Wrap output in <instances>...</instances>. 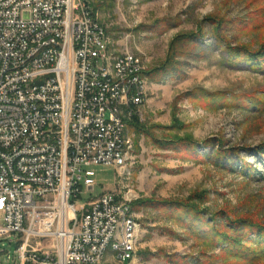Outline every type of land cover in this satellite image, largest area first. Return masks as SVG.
<instances>
[{
	"label": "rangeland",
	"instance_id": "374dc122",
	"mask_svg": "<svg viewBox=\"0 0 264 264\" xmlns=\"http://www.w3.org/2000/svg\"><path fill=\"white\" fill-rule=\"evenodd\" d=\"M88 3L113 54L138 56L148 72L162 71L170 59L176 68L157 79L144 75L147 100L138 111L146 132L128 128L132 149L124 171L91 167L97 185L79 202L106 192L139 201L132 208L140 224L138 252L129 264H250L222 253L212 225L264 224V154L257 153L264 147V110L256 105L264 106V72L227 62L229 47H263L264 0ZM193 33L204 38L176 43ZM172 49L180 54L172 58ZM187 140L193 145L163 146ZM222 150L239 153L231 166L218 157ZM19 238L0 240V264H16ZM114 252L110 245L103 264H120Z\"/></svg>",
	"mask_w": 264,
	"mask_h": 264
},
{
	"label": "built area",
	"instance_id": "2783aa9c",
	"mask_svg": "<svg viewBox=\"0 0 264 264\" xmlns=\"http://www.w3.org/2000/svg\"><path fill=\"white\" fill-rule=\"evenodd\" d=\"M104 33L82 0H0V240L20 236L16 264H103L124 200H79L97 185L91 167L124 171L117 112L130 102L140 116L146 72L138 56L118 53L116 83H106ZM31 56L39 63L26 68ZM126 236L116 263L138 252Z\"/></svg>",
	"mask_w": 264,
	"mask_h": 264
},
{
	"label": "trees",
	"instance_id": "16d2710c",
	"mask_svg": "<svg viewBox=\"0 0 264 264\" xmlns=\"http://www.w3.org/2000/svg\"><path fill=\"white\" fill-rule=\"evenodd\" d=\"M203 38L204 36L202 34H183L176 39V43L182 44L181 42H184V40L187 41V43L195 40L196 42H199V40H202ZM220 38L221 37L219 35V39ZM172 50V58L175 57L176 53L180 54L177 52V49ZM227 53V62L229 66L238 67L245 65L253 71L264 72V45L259 51H252L246 47L238 49L229 47L227 49ZM175 64L176 63L170 59V62L162 71H146L144 75L146 77L157 79V77L160 76V72L165 73L175 69ZM256 105H258L257 108H259V110H264L263 105L259 103ZM129 128L146 132L139 117H134L129 121ZM183 143H167L163 146L166 148L176 149L182 146L190 147L193 145V141L190 140L184 141ZM257 153L264 154V147L260 148ZM233 155L238 157L239 153L237 151L227 152L223 150L218 153L219 158L229 161V166L234 163V161L230 159ZM248 167L246 166V168ZM137 203L139 204V201H135L132 208L137 206ZM188 208L193 213H197V215L201 214L196 206L188 204ZM213 222L214 221H212V223ZM209 225L211 224L209 223ZM212 232L216 236L217 247L220 248L222 253L225 255H230L250 264H258L261 261H264V224L256 223L249 219H237L233 221L228 219L221 225L214 223L212 225ZM252 236H254L256 240L249 243Z\"/></svg>",
	"mask_w": 264,
	"mask_h": 264
},
{
	"label": "bare ground",
	"instance_id": "6f19581e",
	"mask_svg": "<svg viewBox=\"0 0 264 264\" xmlns=\"http://www.w3.org/2000/svg\"><path fill=\"white\" fill-rule=\"evenodd\" d=\"M83 4H89L88 0H82ZM90 14L95 15L90 8ZM139 59V58H138ZM139 62H143L139 59ZM39 63V56H31L26 59V68H33L35 64ZM102 63H104V74L106 83H116L117 68H116V55L111 52L108 33L103 34L102 39ZM147 80L145 76L141 77V104H145L147 100ZM134 118V117H133ZM132 119V113L130 109V102H123V106H119V112H117V122L119 123L120 130H118V137H120V148L122 150L120 155V166L125 168L128 163V155L132 149V142L128 135L129 121ZM0 150H4V143L0 142ZM0 166H6V158L0 156ZM122 203V209L120 214H116L114 227H112L111 236L106 238V242L102 245V261L104 263L106 253L110 245H113L114 251H116L117 240L125 237V231L131 233V236H126V245H131V250H136L139 243L140 224L136 220L132 211L133 199L124 195L119 196ZM84 252H91V244H84ZM136 257V253L131 255V261ZM121 264V263H120Z\"/></svg>",
	"mask_w": 264,
	"mask_h": 264
},
{
	"label": "water",
	"instance_id": "95a60500",
	"mask_svg": "<svg viewBox=\"0 0 264 264\" xmlns=\"http://www.w3.org/2000/svg\"><path fill=\"white\" fill-rule=\"evenodd\" d=\"M94 190V188H90V192H92Z\"/></svg>",
	"mask_w": 264,
	"mask_h": 264
}]
</instances>
